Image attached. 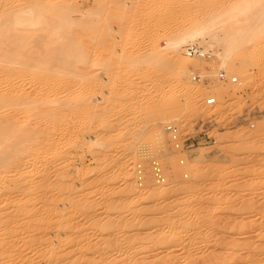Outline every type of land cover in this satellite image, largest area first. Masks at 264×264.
<instances>
[{
	"label": "rangeland",
	"instance_id": "obj_1",
	"mask_svg": "<svg viewBox=\"0 0 264 264\" xmlns=\"http://www.w3.org/2000/svg\"><path fill=\"white\" fill-rule=\"evenodd\" d=\"M70 1L76 5L72 15L83 22L90 16L88 21L92 28L90 37L82 39L79 45L87 49L76 54L77 68L67 71L74 74L71 80L73 86L68 91L69 98L81 102L86 97L93 104H99L91 114L86 112L80 117L79 127L86 130V135L109 139H104V146L99 141L88 142L86 139L73 153L71 160L67 158L60 166H49V169L52 167L51 173L48 168L46 171L49 182L42 190L40 188L41 191L38 188L41 196L37 189L33 193L34 188L30 191L32 195L29 190V195L26 193L32 187L29 183L36 177L30 182L21 183V189L26 187V192L19 191L24 193H17L19 196L16 194L14 198L19 200L21 206L23 203V207L33 205L36 206L35 210L43 209L44 218L52 215V219H49L51 216L46 218L52 224L46 225V228L42 226V233L39 231L35 237L33 231L16 227L11 237L16 247L10 250L14 255L12 257L1 245L0 249L4 250H0V264H108L109 260L117 264H170L172 261L173 264H221L224 258L226 261L223 264H252L251 259L260 253L261 245L264 246L262 15L252 24L253 32L250 30L246 34V29L240 27L241 22L233 25L237 28L235 36L252 37L251 47L259 56L254 57L252 63L240 57L237 65H224L216 55L217 45L206 33L194 43H182L181 55L197 59L187 66L188 76L195 86L188 90L177 81H167L169 63L166 59L142 63L138 59L148 58V53L155 46L163 47L169 38L180 30L184 31L194 16L208 13L219 3L197 5V0H187L186 5L161 3L163 5L158 7L159 22L156 26L148 18L142 23L137 20L132 27L133 38L125 41L124 37L119 38L120 31L116 33L114 30L118 22L124 25L128 19L122 8L114 5L116 0H102L100 7L96 2L100 3L101 0H95V3L94 0ZM120 2H125L132 9L130 13H134L139 3L150 1ZM96 6L101 8V15L99 10L94 12ZM110 12L117 13L118 19L115 17L111 22L108 21ZM258 12L261 13V10ZM94 14L100 18L99 23V18L93 20L97 18L93 17ZM102 24L109 31L103 33ZM255 27L258 30H254ZM108 32L111 34L108 35ZM190 44L201 46L204 56L188 55L185 48ZM129 57H133V61H129ZM222 70L226 73V80L219 78ZM231 76H236L238 82H231ZM218 96L221 98L218 107H214L215 103L206 102L208 97L218 100ZM156 119L158 123L153 126ZM170 127L176 129V138H172ZM231 131H237L243 138L239 142L223 138L224 134ZM161 135L162 138H159ZM155 162L160 167V177L155 173ZM57 170H60L59 173ZM127 172L133 177L137 190L127 188ZM51 176L55 178L54 181L60 179L59 182L51 181ZM61 178L64 180L61 181ZM66 178H70L69 181ZM157 179L165 184L163 190L155 188L159 184ZM51 184L54 188L57 186L61 193L55 192L57 190L51 188ZM153 184L156 186L153 187ZM48 186L53 190L49 188L50 194L45 190ZM243 188H247L248 193L241 194ZM74 192L79 199L72 198ZM43 194L48 196L44 197ZM51 197L52 201H56L55 205ZM13 208L9 204L5 206L6 210ZM20 219L15 223L16 226ZM61 219L64 221L60 222ZM105 224H108L107 227ZM29 232H32L31 235ZM2 237L0 232V239ZM25 238L31 243L27 244ZM50 251L53 253L51 257ZM7 252L11 258L7 257ZM206 256L208 262L201 259Z\"/></svg>",
	"mask_w": 264,
	"mask_h": 264
},
{
	"label": "bare ground",
	"instance_id": "obj_2",
	"mask_svg": "<svg viewBox=\"0 0 264 264\" xmlns=\"http://www.w3.org/2000/svg\"><path fill=\"white\" fill-rule=\"evenodd\" d=\"M52 1L53 0H0V232L2 236H4L2 237L4 239L1 238L2 242H0V246L2 245L5 251H9V253L11 252L10 250L14 248L15 246L14 242L12 241L14 239L13 238L11 239V237L14 231L16 230V227L33 231V236L35 237L37 234L39 235L38 232L41 231L42 226L43 227L45 226L44 228H46L47 226L52 224L49 222V220L48 221L46 220L48 216H46V218L43 217L44 215L42 216L43 209L41 211L37 209L35 210L36 206H33V205L31 206L26 205L25 207H23L24 206L23 203L20 201L22 203V206H21V204L18 202L19 200H17V198H14L17 195L19 196V194L17 193L26 192L25 191L27 189L26 187L25 188L23 187L24 189H21L22 188L21 183L22 182L25 183L26 181L30 182L32 178L36 177L37 179L35 178L34 180H37V182L35 181L36 183L34 184V180H32L33 182L31 181V183H29L32 185V187L27 189L26 193L28 194V190H29V194L32 195L30 191H32L33 188H34L33 193L35 192V189H37L36 191L39 193L38 188L39 190L40 188L42 190L43 189L42 187L45 186V184L47 186V183L49 182V178H47L48 176L46 173L47 168L49 166H60L62 161H64L67 158H70L71 160L73 157V153L76 151L78 147H80L84 142H86V139H88V142L92 140L99 141L101 142V145L103 146H104V143L106 142L105 140L109 139L108 137L106 139L102 136L101 138L98 135H95L93 137L88 134L86 135L87 133L86 130L81 129L82 126L79 127L78 122H79L80 117L86 115L87 114L86 112L91 114L93 110L97 108L96 106H98L99 104L97 103L93 104L86 97H84L81 100V102H75L69 98V93H68L69 89H71V87L73 86V83H71V80L74 77V74L71 72H67V71L77 68L78 61H75L76 54L78 52H81L87 49L86 46L80 47L79 45L80 43H82L81 41L82 39L87 40L90 37L91 28H92L91 25H89L90 21H88L90 19L88 17L90 16L87 17L88 19L85 17L86 18L85 22H83V20L80 21L79 19L75 18L72 15L73 11H75L74 9L75 4H72L74 2L72 1L69 2V0L68 2L67 1L52 2ZM97 1H100V0H97ZM120 1L121 0H116L114 5H117L119 8L121 7L123 14H126L128 16V19H127L126 24L124 25H122L121 23H120L121 25H119V22H118L116 26L117 30L114 29L113 26L112 27L116 31V33L117 32L119 33L120 31L119 38L124 37L125 41H127L133 38L132 27L134 25V22H136L137 20L138 22H141L142 20L148 18L149 21L154 26H156V24L159 22L158 7L161 5V3H164V5L171 4V3H174V4L176 3V5L177 3L178 5L179 4L186 5L187 0H149L150 1L149 3L147 2L139 3L138 9L137 8L135 9V6L137 4L134 5L133 9L136 10V11H133L134 13H130L132 9L128 8L125 2H120ZM197 1H196L198 3V4L196 3L197 5L206 4L207 2L219 3V5L218 7L213 8L208 13H200L194 16L192 20H190L189 23H187L188 27L184 29V31L180 30L178 33H176L174 37L169 38L163 47L159 48L155 46L152 49V51L148 53L149 54L148 58L141 57L140 59H138L139 63H142L143 61L144 62L145 61L154 62L155 60H158V59H166L169 63L167 65L168 66L167 67L168 68L167 81L168 82L177 81L178 83L183 85L185 89H188V90L193 89L195 86L191 78L188 76L189 70L187 69V66L190 63H194L195 61H197V59H194L193 57H190L187 55L185 56L181 55L180 47L182 43L186 41H190L194 43L198 39L203 38V35L206 33L208 37L211 39V41L217 45L216 46L217 49L214 47L216 50V55L218 58L222 60L224 65L226 63L237 65L240 57L252 63L254 57L257 58L258 56L256 55L257 54L256 51L253 50L251 47L250 40L252 39V37L250 38L248 35H247L248 37L235 36L234 31H236L237 28L234 27L233 25L235 23L241 22L240 27H244V29H246L245 33L247 34V32L252 30V27H254L252 25L254 24V21L259 20L258 19L259 16L262 15L263 18L261 20L264 21V0H197ZM95 2L96 1L94 0V3ZM96 3H97L96 5L99 4V7H100V4H102V0L100 1V3L99 2H96ZM96 7H97V10L94 9L95 10L94 11L92 7H91L92 8L91 10H93L95 13L98 12L99 10L98 13H100L101 8L99 9L98 6ZM108 7L109 6L107 5V8ZM258 8L259 10H261V13L258 12L259 10L257 11ZM103 9H104V6L102 10ZM109 9L111 10L110 7ZM115 9L112 10L111 12L115 11ZM165 9L167 10V8ZM104 12L102 11V13ZM105 15L103 16L106 19ZM95 16L97 15L94 14L93 17ZM115 17H117V13H114V14L111 13L108 21L111 22L113 19H115ZM98 18L99 17L97 16V18L96 19L94 18L93 20L94 21L98 20ZM104 18L102 19L101 17L102 20H104ZM255 18L257 20H254ZM102 20H101V23H103ZM106 20L104 21L106 22ZM97 22L98 23L100 22V18ZM103 24L101 26V30L103 31V33L105 31L106 32L109 31L107 30V28H104L105 26L103 27ZM109 24L111 23H107L106 25H109ZM257 28L254 30H258ZM241 29L243 30V28ZM111 30L110 32L115 33L114 30L113 31ZM251 32H253V30ZM109 34L111 33L108 32V35ZM211 46H212V43H211ZM208 51H210V48L208 49ZM202 52L204 54L203 50ZM128 60L133 61V57H129ZM214 99L216 100V97H214ZM220 99L221 98L216 100L214 107H218L221 104ZM160 110L161 112L164 111V109H160ZM156 115L158 116V114ZM157 119L155 123L153 124V126L156 123H158ZM168 128L169 127H167V129ZM103 135L105 137L107 136L105 134ZM159 138H162V135L159 136ZM223 138H231L233 141H238L243 137L241 134H238L237 131H231L227 134H224ZM97 145L95 144L96 147H98ZM100 149H103V147ZM51 169L52 167L49 169L50 170L49 173H51ZM128 169L126 170L130 172V170ZM55 172L56 171H54V173ZM129 172H127L126 174L127 175L126 179L129 181L127 188L129 189L138 188L137 185L134 183L135 181L132 180L133 177L130 175ZM138 172H141V170H139ZM56 174H55V178H57ZM72 176L73 175H71V177ZM55 178L52 179V176H51V181H54ZM69 179L70 178H68L67 180L69 181ZM59 180L57 179L58 182ZM62 180L64 179L61 178V181ZM57 181H54V182L57 183ZM157 181L159 182V184L157 185V187H155L156 185L153 184L154 185L153 187L159 190H163L165 184H163L160 179H157ZM52 184L51 186L50 185L49 186L51 188H54ZM27 185H28V182H27ZM49 186L47 187L48 189L46 188L45 190H48L50 194ZM57 186H55V188ZM72 186L73 185H71V187ZM61 187L62 185L60 184V188ZM22 190H24V192H19ZM56 190L57 191L55 192H58V188H56ZM247 191H248L247 188H243L241 191V194H246L248 193ZM58 193H61V192H58ZM38 195L41 196L40 193ZM45 195L43 194L44 197ZM66 195L68 197V194ZM54 196L55 198L57 197L56 195ZM77 196L78 194L74 192L72 198L74 197L77 200L79 199L77 198ZM52 197H51V201L53 199ZM45 199H42V201H45ZM49 200H50V197L48 199V202ZM55 202H54V205H55ZM44 203L48 204L46 202ZM59 203H62V202H59ZM8 204L9 206L10 205L14 206L15 209L13 208L14 210H10V209L6 210L5 206ZM88 205L85 206L86 209ZM60 207L61 206H59L58 208L60 209ZM138 212L141 213L143 211L141 212L138 211ZM53 215L55 214L53 213ZM88 215H90V213ZM50 216L51 218H49ZM19 217H21V219L23 218L24 220L20 219L23 222L19 220V224L16 226L15 223L17 222ZM49 217H48L49 219H52V215H49ZM58 218L60 219V217ZM66 218L67 220L69 219L68 217ZM63 221L64 219L60 222H63ZM109 223H110V220H109ZM107 225L105 227H107ZM56 227H57V224H56ZM29 233L31 235L32 232H29ZM174 235H175V232H174ZM168 236L167 238H169ZM262 237L263 236H261V238ZM155 239L157 240V238ZM28 241L26 239V242ZM29 243L31 242H28L27 244ZM46 244H47V240H46ZM262 245L259 249L260 253L257 254L256 257H254V259H251L252 261L249 260L251 261L250 263L264 264V258H262V255H264V246ZM42 247L43 246H41V248ZM51 251L48 252L50 257L51 255H53ZM11 255L9 256L8 254L7 257L11 258ZM49 255H47V257ZM230 258H231V255H230ZM201 259H204V260L206 259V261L208 262L207 256L206 258L202 257ZM224 259L221 261L223 262ZM121 260L122 258L120 259V262ZM109 261L110 262H108V264L116 263V262L113 263V261L111 263V260ZM136 262H139V261H136ZM217 262H220V260H218ZM222 262L221 264H223ZM43 263L45 264V262ZM90 263H93V262L91 261ZM202 263L205 264L206 262L205 263L202 262ZM210 263L208 262L206 264H210ZM36 264H38V262ZM195 264H197V262Z\"/></svg>",
	"mask_w": 264,
	"mask_h": 264
},
{
	"label": "built area",
	"instance_id": "obj_3",
	"mask_svg": "<svg viewBox=\"0 0 264 264\" xmlns=\"http://www.w3.org/2000/svg\"><path fill=\"white\" fill-rule=\"evenodd\" d=\"M185 52L188 55H191V56H196V55L204 56L203 52H202V47L197 45V44L187 45V47L185 48ZM194 77H196V76H194ZM219 78L221 80H226L227 79L225 71L222 70V71L219 72ZM229 80L231 82H238L236 76H231ZM206 102L208 104H214L215 103V99H214V97H210V98L206 99ZM175 130H176L175 128L170 127V133L172 134V138H176V131ZM154 164H155L154 165L155 173L157 174L158 177H160L161 176L160 167H159L157 162H155Z\"/></svg>",
	"mask_w": 264,
	"mask_h": 264
}]
</instances>
